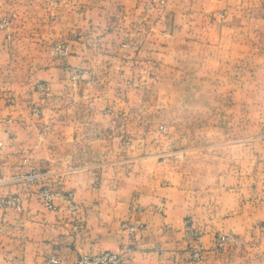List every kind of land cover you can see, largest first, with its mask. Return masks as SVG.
<instances>
[{
    "label": "crops",
    "instance_id": "0c3cea01",
    "mask_svg": "<svg viewBox=\"0 0 264 264\" xmlns=\"http://www.w3.org/2000/svg\"><path fill=\"white\" fill-rule=\"evenodd\" d=\"M4 17L0 198L16 195L21 208L0 207V264L101 251L125 264H264V143L254 179L244 162L206 190L190 187L183 171L154 169L153 133L137 108L157 67L181 54L205 19L264 36V0H0ZM55 42L68 45L66 59L51 55ZM32 170L44 173L37 183L13 180ZM44 186L71 193L77 209L59 198L56 210L45 207ZM124 222L137 229L128 233ZM222 233L244 241L242 255L214 253ZM189 243L206 250L202 261L190 259Z\"/></svg>",
    "mask_w": 264,
    "mask_h": 264
},
{
    "label": "rangeland",
    "instance_id": "374dc122",
    "mask_svg": "<svg viewBox=\"0 0 264 264\" xmlns=\"http://www.w3.org/2000/svg\"><path fill=\"white\" fill-rule=\"evenodd\" d=\"M198 30L197 37L187 38L181 54L157 67L137 108L153 133L150 152L157 173L163 175L170 165L187 174L190 187L206 190L218 174L244 162L253 179L261 174L256 156L264 143V36L259 30L251 36L223 31L207 19ZM123 225L137 227L122 223L128 233L135 230L129 232ZM185 226L194 233L191 239L201 236L188 221ZM227 236L237 242L219 252L214 245V253L236 250L242 255L244 241L234 234H219L215 243ZM251 253L253 260L260 259L259 250Z\"/></svg>",
    "mask_w": 264,
    "mask_h": 264
},
{
    "label": "built area",
    "instance_id": "2783aa9c",
    "mask_svg": "<svg viewBox=\"0 0 264 264\" xmlns=\"http://www.w3.org/2000/svg\"><path fill=\"white\" fill-rule=\"evenodd\" d=\"M9 20L4 17L0 20V29H5L9 26ZM50 52L53 56L60 59H66L69 54V47L65 42H55L51 45ZM36 90L39 92L48 91V86L44 83H39L36 85ZM35 114H39L40 110L35 108ZM44 176V173L38 170H32L26 174H19L13 177V180L16 182H25L27 184H35L40 181ZM38 196L42 200L45 207L51 210H56V205L53 200L55 198L62 199L71 205L72 210H76V206L73 204V196L71 193H62L60 191H53L48 187H41L38 191ZM0 205L2 208H21V199L15 195H10L2 197L0 199ZM129 232H132L137 229L136 226L126 227L123 225ZM188 234L192 236L194 233L189 231ZM236 239L232 236L221 237L217 239L215 243V252L222 250L227 244L236 243ZM188 249L190 252V258L194 261H201L204 258V249L203 247H195L192 243L188 244ZM44 264H125L121 255L113 251H102L99 253L91 254H80L76 259L72 261H63L59 257L49 256L46 258Z\"/></svg>",
    "mask_w": 264,
    "mask_h": 264
}]
</instances>
